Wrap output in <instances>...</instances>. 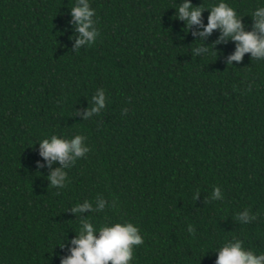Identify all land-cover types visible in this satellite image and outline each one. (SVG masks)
Wrapping results in <instances>:
<instances>
[{
  "label": "trees",
  "instance_id": "1",
  "mask_svg": "<svg viewBox=\"0 0 264 264\" xmlns=\"http://www.w3.org/2000/svg\"><path fill=\"white\" fill-rule=\"evenodd\" d=\"M225 2L252 31L261 0ZM89 3L99 36L77 49L76 0H0V264H61L88 217L140 229L132 264H215L234 240L264 253V60L228 64L235 42L200 37L208 11L203 26L175 20L183 0ZM97 89L108 102L85 119ZM52 135L89 152L49 166L39 142ZM58 168L64 188L47 179ZM98 197L102 212H72Z\"/></svg>",
  "mask_w": 264,
  "mask_h": 264
},
{
  "label": "clouds",
  "instance_id": "2",
  "mask_svg": "<svg viewBox=\"0 0 264 264\" xmlns=\"http://www.w3.org/2000/svg\"><path fill=\"white\" fill-rule=\"evenodd\" d=\"M261 5L251 13L252 31L244 30L242 18L225 0H219L210 10H204L202 6L194 7L190 0H183V3L175 7V20L182 21L187 29L193 25L203 26L202 14L208 11L207 25L203 26V32L199 35L203 38L211 35L214 30H219L221 37L216 41L217 44L229 40L235 42L236 49L229 57L228 64L232 65L233 61L241 62L246 53L251 54V59L264 60V0H261ZM95 15L96 12L91 8L89 0H76L75 6L71 8L72 21L78 33L77 49L81 45L91 47L96 42L99 32L96 27L97 21L93 19ZM192 51L196 55L204 56V53L209 52V48H203L200 43ZM107 102L108 97L104 89H97L96 94L92 96V107L85 119L99 114L105 109ZM124 112L126 113L127 109ZM39 147L41 157L49 162V166L52 162L58 161L65 168L69 167L65 164L66 161L73 166L78 159L89 152V148L85 145V137L81 135H76L71 139H62L52 135L39 142ZM65 168H58L51 172L47 177L50 186L56 188L66 186ZM211 199H223V193L219 187L213 188ZM106 204L107 201L98 197L95 207L92 203L85 201L71 210L76 215L85 211L102 212ZM254 218L247 209L237 214V219L244 223ZM188 231L193 232L191 225ZM70 243L74 247L70 248L68 257L61 259V264H132L134 248L143 245L144 240L140 229L130 222L96 227L88 217L80 222L79 232ZM60 247L63 248V245ZM216 256L215 264H264V253L256 254L254 251L246 250L240 240L224 244L218 248Z\"/></svg>",
  "mask_w": 264,
  "mask_h": 264
}]
</instances>
